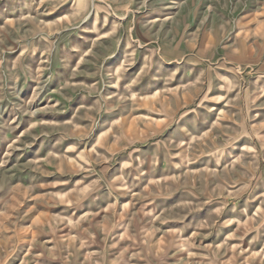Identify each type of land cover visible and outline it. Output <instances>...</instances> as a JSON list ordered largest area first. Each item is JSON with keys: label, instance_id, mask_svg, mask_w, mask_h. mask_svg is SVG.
I'll return each instance as SVG.
<instances>
[{"label": "rangeland", "instance_id": "rangeland-1", "mask_svg": "<svg viewBox=\"0 0 264 264\" xmlns=\"http://www.w3.org/2000/svg\"><path fill=\"white\" fill-rule=\"evenodd\" d=\"M0 264H264V0H0Z\"/></svg>", "mask_w": 264, "mask_h": 264}]
</instances>
